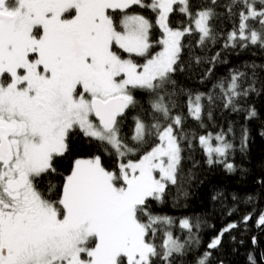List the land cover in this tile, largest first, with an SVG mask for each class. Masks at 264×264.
I'll use <instances>...</instances> for the list:
<instances>
[{"label": "snow or ice", "instance_id": "6c2138e0", "mask_svg": "<svg viewBox=\"0 0 264 264\" xmlns=\"http://www.w3.org/2000/svg\"><path fill=\"white\" fill-rule=\"evenodd\" d=\"M252 49L264 0H0V264H231L249 221L264 229V161L258 193L162 209L214 168L251 171Z\"/></svg>", "mask_w": 264, "mask_h": 264}, {"label": "trees", "instance_id": "16d2710c", "mask_svg": "<svg viewBox=\"0 0 264 264\" xmlns=\"http://www.w3.org/2000/svg\"><path fill=\"white\" fill-rule=\"evenodd\" d=\"M253 53H255L256 59H264V57H262L256 49H252L249 52L244 53L240 58H252ZM235 59L237 58L233 57V60ZM221 71H223V69H221ZM252 136L253 140L250 145L251 165H246V167L251 168V171L248 174L241 175L239 171L236 173H228L222 168H214L211 170L210 174L207 175L205 184L202 185L199 190H197L195 195H193L187 208H173L171 204H169L164 206L162 210L177 217L186 215L192 211H200L203 207L209 206L207 196L211 192L213 186L223 187L226 190L225 194L229 196V200H231L230 193L232 192H236L241 196L248 193L260 192V187L256 181L259 173V164L261 161H264V136L259 134V128L256 125L253 126ZM259 206H264V201H262L261 205H258V207ZM239 208L240 211L234 213L232 216L224 218L219 216L210 217L211 223L215 225V229H219L224 223L227 222V220L239 219V217L245 211L251 210V205L241 203ZM239 230L241 229H238L234 234L238 235ZM213 234V229H207L203 233V239L207 241L208 238ZM252 235L257 236L258 241H260L259 245L254 246L251 244L250 237ZM238 238L240 237L238 236ZM244 238L245 244L239 246L238 253L234 256L229 253L228 258L231 259V264H249L247 260V251L258 252L261 248H264V229L257 228L254 221H249V231Z\"/></svg>", "mask_w": 264, "mask_h": 264}]
</instances>
